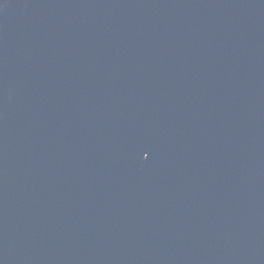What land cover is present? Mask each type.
<instances>
[{"label":"water","instance_id":"95a60500","mask_svg":"<svg viewBox=\"0 0 264 264\" xmlns=\"http://www.w3.org/2000/svg\"><path fill=\"white\" fill-rule=\"evenodd\" d=\"M0 264H264V0H0Z\"/></svg>","mask_w":264,"mask_h":264}]
</instances>
